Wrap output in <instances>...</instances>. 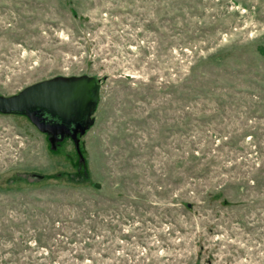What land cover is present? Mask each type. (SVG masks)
<instances>
[{"label":"rangeland","instance_id":"374dc122","mask_svg":"<svg viewBox=\"0 0 264 264\" xmlns=\"http://www.w3.org/2000/svg\"><path fill=\"white\" fill-rule=\"evenodd\" d=\"M80 75L0 112V264H264V0H0L1 96Z\"/></svg>","mask_w":264,"mask_h":264},{"label":"water","instance_id":"95a60500","mask_svg":"<svg viewBox=\"0 0 264 264\" xmlns=\"http://www.w3.org/2000/svg\"><path fill=\"white\" fill-rule=\"evenodd\" d=\"M97 101L98 84L94 77L56 76L28 84L12 95H0V112L26 114L39 129L49 131L56 128L38 123L39 111L65 123L80 120L79 132L82 133L91 123Z\"/></svg>","mask_w":264,"mask_h":264},{"label":"flooded vegetation","instance_id":"af4514ba","mask_svg":"<svg viewBox=\"0 0 264 264\" xmlns=\"http://www.w3.org/2000/svg\"><path fill=\"white\" fill-rule=\"evenodd\" d=\"M38 123L48 125L51 128H81L80 120L74 122L65 123L58 119L56 116H51L44 111H39L36 115Z\"/></svg>","mask_w":264,"mask_h":264},{"label":"trees","instance_id":"16d2710c","mask_svg":"<svg viewBox=\"0 0 264 264\" xmlns=\"http://www.w3.org/2000/svg\"><path fill=\"white\" fill-rule=\"evenodd\" d=\"M78 174H80L83 178L85 177L84 173H78Z\"/></svg>","mask_w":264,"mask_h":264}]
</instances>
